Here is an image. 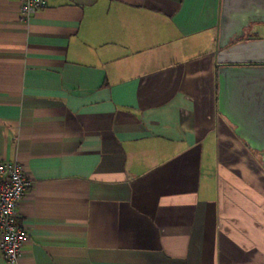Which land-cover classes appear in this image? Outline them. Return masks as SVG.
<instances>
[{"label":"crops","instance_id":"crops-1","mask_svg":"<svg viewBox=\"0 0 264 264\" xmlns=\"http://www.w3.org/2000/svg\"><path fill=\"white\" fill-rule=\"evenodd\" d=\"M19 9L0 0L16 264H264L261 158L217 111L221 0Z\"/></svg>","mask_w":264,"mask_h":264},{"label":"water","instance_id":"water-1","mask_svg":"<svg viewBox=\"0 0 264 264\" xmlns=\"http://www.w3.org/2000/svg\"><path fill=\"white\" fill-rule=\"evenodd\" d=\"M253 25H264V0H221L217 111L247 148L260 155L264 170V39L233 44Z\"/></svg>","mask_w":264,"mask_h":264},{"label":"built area","instance_id":"built-area-1","mask_svg":"<svg viewBox=\"0 0 264 264\" xmlns=\"http://www.w3.org/2000/svg\"><path fill=\"white\" fill-rule=\"evenodd\" d=\"M20 13L29 18L46 7V0H19ZM31 187L23 168L17 164L0 163V252L6 264H16L20 248L27 239L19 225L16 207Z\"/></svg>","mask_w":264,"mask_h":264},{"label":"rangeland","instance_id":"rangeland-1","mask_svg":"<svg viewBox=\"0 0 264 264\" xmlns=\"http://www.w3.org/2000/svg\"><path fill=\"white\" fill-rule=\"evenodd\" d=\"M247 37H251V38H262L264 37V25H253L250 28L249 33L247 32ZM256 155H259L256 152Z\"/></svg>","mask_w":264,"mask_h":264},{"label":"flooded vegetation","instance_id":"flooded-vegetation-1","mask_svg":"<svg viewBox=\"0 0 264 264\" xmlns=\"http://www.w3.org/2000/svg\"><path fill=\"white\" fill-rule=\"evenodd\" d=\"M248 31V30H247ZM246 34H247V32H246ZM245 39H247V35H245L244 36V38L243 39H240V40H238V41H236V42H234L233 44H236V43H239V42H248V41H251V40H256V39H264V37H262V38H256V39H250V40H245ZM232 44V45H233ZM234 66H238V67H241V66H245V65H234ZM249 66H263V65H249Z\"/></svg>","mask_w":264,"mask_h":264},{"label":"trees","instance_id":"trees-1","mask_svg":"<svg viewBox=\"0 0 264 264\" xmlns=\"http://www.w3.org/2000/svg\"><path fill=\"white\" fill-rule=\"evenodd\" d=\"M249 38L251 39V37H247V39H245V40H250ZM252 39H253V38H252Z\"/></svg>","mask_w":264,"mask_h":264}]
</instances>
